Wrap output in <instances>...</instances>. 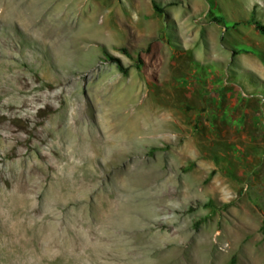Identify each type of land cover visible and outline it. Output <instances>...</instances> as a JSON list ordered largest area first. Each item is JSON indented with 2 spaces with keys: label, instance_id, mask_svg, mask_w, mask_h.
<instances>
[{
  "label": "rangeland",
  "instance_id": "rangeland-1",
  "mask_svg": "<svg viewBox=\"0 0 264 264\" xmlns=\"http://www.w3.org/2000/svg\"><path fill=\"white\" fill-rule=\"evenodd\" d=\"M181 1L0 0V264H264V0Z\"/></svg>",
  "mask_w": 264,
  "mask_h": 264
},
{
  "label": "bare ground",
  "instance_id": "bare-ground-1",
  "mask_svg": "<svg viewBox=\"0 0 264 264\" xmlns=\"http://www.w3.org/2000/svg\"><path fill=\"white\" fill-rule=\"evenodd\" d=\"M5 71V70H4ZM1 72V71H0ZM2 73V72H1ZM6 76V72L1 74L0 75V80H1V83H0V93L2 94V92L4 93L5 97H6V101L4 102V104L2 105L3 108H10L11 105H14V100L12 98H7L9 95L12 94V92L14 90H18L19 88H15V85L11 82V81H2V79H4ZM21 76V75H20ZM19 76V77H20ZM20 80H21V77H20ZM0 94V95H1ZM57 95V94H56ZM4 97V99H5ZM2 99V98H1ZM2 101V100H1ZM25 101L23 99V97L20 98L19 102H23ZM116 119H113L112 121L110 120L109 122V130L107 131L106 133V137L104 138H99V137H96L94 135H92L91 133L88 132L87 130V125H85L84 128H82L81 132H77V133H73V131H71V127H74L76 121L74 123H70V121L68 122L67 125H71L69 129L70 132H67L69 133L68 136L71 137V141L74 143L76 141V138H78V140L76 141L77 142V146H79L80 148L82 149H85V151H87L88 154L91 155V153L93 154H96V155H99V154H103L105 155L108 151H110L112 149V142L110 141V136H117L118 134H120V131H119V126H116V123L115 121ZM77 126V125H76ZM82 126V125H81ZM65 127V125H64ZM83 127V126H82ZM69 128V127H68ZM67 129V128H66ZM61 130V129H59ZM63 130V129H62ZM61 130V131H62ZM78 130V129H77ZM133 133H135V131H132ZM61 134V133H59ZM71 134V135H70ZM138 134V133H136ZM60 136V135H59ZM66 136V135H65ZM61 137V136H60ZM68 139V137H67ZM69 141V139L67 140ZM71 144V142H69ZM75 145V144H74ZM120 146V144L118 142H116L114 144V147H118ZM74 149V148H73ZM78 148H76V150L74 151H77ZM121 149V148H120ZM84 151V150H82ZM79 152V151H78ZM73 154V151L71 152ZM84 153V152H82ZM72 154H69V155H72ZM80 154H81V151H80ZM87 155V154H86ZM107 155V154H106ZM105 155V156H106ZM101 157V156H100ZM69 161V160H67ZM70 163V162H68ZM72 164V163H71ZM77 182V181H76ZM89 182V181H88ZM85 183V182H84ZM98 183V182H97ZM84 185V184H83ZM76 186V185H75ZM91 186V185H90ZM89 186V188H90ZM86 187V185H85ZM84 188V187H83ZM92 188V186H91ZM94 188V187H93ZM92 188V190H93ZM69 189V188H68ZM82 189V188H81ZM80 189V190H81ZM119 189V188H118ZM86 190V189H85ZM83 190V191H85ZM86 192V191H85ZM89 192V191H88ZM84 199V197L82 198ZM74 200V198H73ZM76 200V199H75ZM80 200V199H79ZM67 201V200H66ZM78 201V200H77ZM67 203V202H66ZM66 203L64 205H66ZM56 216V215H55ZM61 248V247H60ZM74 250V249H73ZM17 252V251H16ZM69 253V252H68Z\"/></svg>",
  "mask_w": 264,
  "mask_h": 264
},
{
  "label": "crops",
  "instance_id": "crops-1",
  "mask_svg": "<svg viewBox=\"0 0 264 264\" xmlns=\"http://www.w3.org/2000/svg\"><path fill=\"white\" fill-rule=\"evenodd\" d=\"M161 1H164V2H169V1H171V0H161ZM134 4V6H137V7H139L140 5L139 4H135V2L133 3ZM148 11H150V14H154L155 13V10H154V8H153V5L152 6H148ZM170 7L169 8H167V10H168V13L170 14V15H172V18H173V20L175 21V23L178 25V23H177V21L175 20V18L173 17V14L170 12ZM191 13H192V16H194V12L193 11H191ZM202 26H205V27H207V26H209V24L208 23H205V24H202ZM201 26V27H202ZM178 27H179V25H178ZM193 26L191 25V24H189L188 26H186V27H183L184 28V32H186V34L188 33V32H190V37H188L187 35L186 36H184L185 38H187V40L185 39V41H188V39L189 38H191V31H192V28ZM213 28H216V29H218V25H217V27L216 26H214ZM202 29V28H201ZM198 31V30H197ZM201 31V30H200ZM199 32V31H198ZM193 36V35H192ZM191 41H194V39H191V40H189L188 42H191ZM213 42H215V45H217L216 43H217V41L214 39V41ZM188 47H192V45H190L189 43H188ZM169 51V50H168ZM169 53V52H168ZM214 54H216V53H218V51L216 52H213ZM213 53H210V56H209V58L208 57H205L201 52L199 53H197L196 55L193 53V56L196 58V60H198L200 63H201V65H203V60H201L202 58H204V61L206 60V59H210V61L211 62H215V63H218V57H214L213 56ZM206 62V61H205Z\"/></svg>",
  "mask_w": 264,
  "mask_h": 264
},
{
  "label": "trees",
  "instance_id": "trees-1",
  "mask_svg": "<svg viewBox=\"0 0 264 264\" xmlns=\"http://www.w3.org/2000/svg\"><path fill=\"white\" fill-rule=\"evenodd\" d=\"M180 3H182L181 0H174V1H171V2L167 3L166 6H175V5H178ZM152 5H153V8H154L156 13L164 14V9L160 6L159 2L153 1ZM214 22L216 23V22H218V20H214ZM255 26H256L257 30L259 31V33L264 36V24H261L260 22H255ZM124 51L126 52V50H124ZM111 61L116 63L118 68H119V70L122 73H124L125 75H127L128 69L124 68V66L122 65L120 60L111 57Z\"/></svg>",
  "mask_w": 264,
  "mask_h": 264
}]
</instances>
